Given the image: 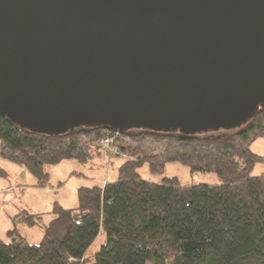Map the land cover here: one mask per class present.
Segmentation results:
<instances>
[{
	"label": "water",
	"instance_id": "water-1",
	"mask_svg": "<svg viewBox=\"0 0 264 264\" xmlns=\"http://www.w3.org/2000/svg\"><path fill=\"white\" fill-rule=\"evenodd\" d=\"M264 106V0H0V114L201 135Z\"/></svg>",
	"mask_w": 264,
	"mask_h": 264
},
{
	"label": "trees",
	"instance_id": "trees-1",
	"mask_svg": "<svg viewBox=\"0 0 264 264\" xmlns=\"http://www.w3.org/2000/svg\"><path fill=\"white\" fill-rule=\"evenodd\" d=\"M263 134L264 106L233 131L192 136L95 125L37 134L0 114V158L24 167L37 187L48 186L50 164L106 153L100 148L105 135L125 154L113 181L77 187L74 207L54 200L47 212L11 215L6 240L0 238V264H264V174L250 175L261 160L250 145ZM143 162L153 174L178 162L219 182L181 185L164 176L149 183L136 170ZM32 226L41 230L37 243L20 230ZM100 232L104 242L85 257Z\"/></svg>",
	"mask_w": 264,
	"mask_h": 264
},
{
	"label": "rangeland",
	"instance_id": "rangeland-1",
	"mask_svg": "<svg viewBox=\"0 0 264 264\" xmlns=\"http://www.w3.org/2000/svg\"><path fill=\"white\" fill-rule=\"evenodd\" d=\"M236 128H221L208 130L201 135H214V134H225L233 131ZM251 150L257 155L263 156L264 152V140L262 137H258L251 142ZM122 154V153H121ZM117 152L116 154L101 153L95 155L87 162H77L75 159H63L58 164H50L45 167V171L48 174L47 189L44 190L43 194H38L42 186L37 187L34 185L24 186L22 191L17 194L20 203L36 205L38 199H44L45 197H51V201L58 200L57 202L64 207H74L77 202L76 189L79 186L101 184L102 181H113L116 177V167L118 164L124 161V157ZM109 158V160L106 159ZM262 160V159H261ZM259 161L251 169L250 175H258L260 172H264V163ZM3 167L6 171L7 176L0 177V187L7 186L11 183H22L29 184L31 175L25 173L26 176L16 171L15 167L19 165L13 164L8 160L0 159V167ZM2 168V169H3ZM141 179L147 182L160 183L161 177H172L175 176L181 185H194L197 183L216 184L218 183V177L212 173L204 172H191L184 164L178 162L166 163L160 174H153L147 167V163H141L136 169ZM70 173V174H69ZM35 181V178H34ZM62 182V185L58 186V183ZM40 190V191H39ZM47 190V191H46ZM57 198V199H56ZM37 206V205H36ZM38 207V206H37ZM42 207V204L39 206ZM23 236L29 243H37L40 240L41 230L35 226L31 228L23 229ZM104 242L103 234L98 233L97 238L87 248L88 251L85 255L91 256L98 251V247Z\"/></svg>",
	"mask_w": 264,
	"mask_h": 264
},
{
	"label": "crops",
	"instance_id": "crops-1",
	"mask_svg": "<svg viewBox=\"0 0 264 264\" xmlns=\"http://www.w3.org/2000/svg\"><path fill=\"white\" fill-rule=\"evenodd\" d=\"M2 159V158H0ZM4 160V159H3ZM1 168H3L1 166ZM16 171H18L20 174L26 176L25 173L30 174V172H28L24 167L22 166H18L15 167ZM4 170V168H3ZM5 175L6 171L4 170ZM70 174V173H69ZM31 175V174H30ZM31 180H29V184H22V183H11L9 182L7 184V186H2L0 187V238L2 240H6V232L8 230H10V228L12 227V219H10L11 215L18 213L20 210L22 209H26L29 212H34V213H42V212H47L51 209V205H52V201H51V197H45L44 199H38L37 202V206L36 205H32V204H25V203H20L19 202V197L17 196V194H19L20 191L24 190L23 187L24 186H29L32 185L34 181V176L31 175ZM1 177V175H0ZM4 177V176H2ZM107 181V180H106ZM44 189H41V191L38 193L43 194L44 190L47 189L48 187H43ZM47 191V190H46ZM44 196V194H43ZM57 199V198H56ZM58 201V200H57ZM42 204V207H39ZM43 218L45 220H48V216L44 215ZM23 229H26V227H21L20 230L22 231V235H23Z\"/></svg>",
	"mask_w": 264,
	"mask_h": 264
},
{
	"label": "built area",
	"instance_id": "built-area-1",
	"mask_svg": "<svg viewBox=\"0 0 264 264\" xmlns=\"http://www.w3.org/2000/svg\"><path fill=\"white\" fill-rule=\"evenodd\" d=\"M262 139L264 140V134L262 136ZM114 140V138H112V136L110 135H105L102 140L100 141V148L103 149L104 151H106V153L109 154H116L118 151L117 149H114L111 146V142ZM264 153V152H263ZM123 157H125V154H121ZM261 161L264 163V154L263 156H261ZM264 174V172H262Z\"/></svg>",
	"mask_w": 264,
	"mask_h": 264
}]
</instances>
